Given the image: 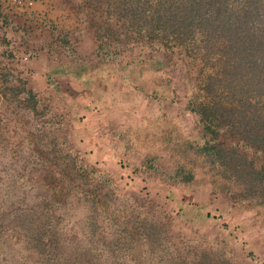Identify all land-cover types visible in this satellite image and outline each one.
Segmentation results:
<instances>
[{
  "label": "rangeland",
  "instance_id": "374dc122",
  "mask_svg": "<svg viewBox=\"0 0 264 264\" xmlns=\"http://www.w3.org/2000/svg\"><path fill=\"white\" fill-rule=\"evenodd\" d=\"M209 1L32 0L21 12L0 0V264L37 227L77 264H264V207L222 190L198 152L205 129L185 109L187 82L201 104L222 96L205 91L222 42L184 18L190 2L220 0ZM87 65L107 81L106 104L89 105L58 74ZM133 67L146 72L138 84ZM70 103L93 129L81 127L85 143L72 136Z\"/></svg>",
  "mask_w": 264,
  "mask_h": 264
},
{
  "label": "trees",
  "instance_id": "16d2710c",
  "mask_svg": "<svg viewBox=\"0 0 264 264\" xmlns=\"http://www.w3.org/2000/svg\"><path fill=\"white\" fill-rule=\"evenodd\" d=\"M201 7L198 2H190L184 18L198 19L197 24L201 26L206 43L214 38L222 42L221 48L212 51L214 64L205 84L206 92L217 89L222 96L218 94L220 97L216 101L201 104L192 84L190 86L185 82L188 87L185 109L196 116L202 129H205L198 152L214 171L213 175L221 181L225 193H233L239 202L243 200L248 205L264 207V0H239L235 8L226 0H220L213 10L209 9L210 4L207 10ZM231 8L233 12H230ZM188 24L193 23L189 21ZM206 51L202 53L208 54ZM59 73L70 77L85 90L89 105L106 104L102 94L108 85L106 79L99 78V69L88 65L68 66L61 68ZM49 75L43 74L46 86L58 91L60 86L57 79ZM127 76L138 84L146 77V72L142 67H133ZM183 79L189 81L191 78L184 73ZM81 98V94H78L73 101ZM79 102L84 104V100ZM72 103L69 118L73 128L76 127L72 130V136L77 142L85 143L87 135L81 131V127L88 130L83 123L85 118ZM83 106L87 108L88 104ZM155 121H160L165 129L169 127L161 119ZM87 133L93 135L89 130ZM222 134H230L236 139L225 141L220 139ZM95 145V158L101 152L106 154L102 142ZM110 153L115 157L113 151ZM191 178L190 174H186L179 180L187 182ZM103 182L105 179L99 183ZM23 232L26 236L18 234V238L27 239V243L16 241L18 256H14L8 264H77V260L71 258V249L64 243L66 241L62 244L58 238L46 240L45 232L40 227L36 228L34 234H30L28 229ZM44 248L48 249L50 255Z\"/></svg>",
  "mask_w": 264,
  "mask_h": 264
},
{
  "label": "built area",
  "instance_id": "2783aa9c",
  "mask_svg": "<svg viewBox=\"0 0 264 264\" xmlns=\"http://www.w3.org/2000/svg\"><path fill=\"white\" fill-rule=\"evenodd\" d=\"M11 3L16 6L19 11H24L27 7H30L32 0H11Z\"/></svg>",
  "mask_w": 264,
  "mask_h": 264
},
{
  "label": "crops",
  "instance_id": "0c3cea01",
  "mask_svg": "<svg viewBox=\"0 0 264 264\" xmlns=\"http://www.w3.org/2000/svg\"><path fill=\"white\" fill-rule=\"evenodd\" d=\"M158 112H159V111H158ZM157 119H158V118H157ZM146 120H147V119L144 118L143 115H142V121H143L144 124L146 123V122H145ZM141 123H142V122H141ZM140 130H141V129H140ZM90 132L92 133V132H93V129H92ZM91 136H92V134L89 135V138H90ZM93 136H94V135H93ZM93 141L96 142V144H97V143L100 144L102 141H104V139H102L101 137H97V136H96L95 138H93ZM93 144H95V143H93ZM93 144H92V145H93ZM102 144L105 145L104 143H102Z\"/></svg>",
  "mask_w": 264,
  "mask_h": 264
}]
</instances>
